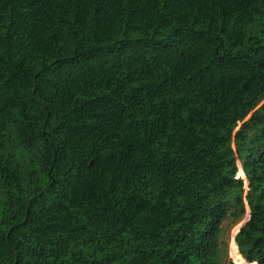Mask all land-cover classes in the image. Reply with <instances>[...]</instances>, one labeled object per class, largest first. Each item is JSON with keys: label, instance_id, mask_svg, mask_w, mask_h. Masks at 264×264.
I'll use <instances>...</instances> for the list:
<instances>
[{"label": "trees", "instance_id": "1", "mask_svg": "<svg viewBox=\"0 0 264 264\" xmlns=\"http://www.w3.org/2000/svg\"><path fill=\"white\" fill-rule=\"evenodd\" d=\"M246 207L264 264V0H0V264H225Z\"/></svg>", "mask_w": 264, "mask_h": 264}, {"label": "rangeland", "instance_id": "2", "mask_svg": "<svg viewBox=\"0 0 264 264\" xmlns=\"http://www.w3.org/2000/svg\"><path fill=\"white\" fill-rule=\"evenodd\" d=\"M239 164V162H238ZM240 165V164H239ZM245 176V175H244ZM241 178V177H240ZM243 179V178H242ZM244 180V179H243ZM247 181L246 178L244 180V187L246 188ZM246 205V204H245ZM249 217V210L246 207L244 214L242 215L241 219L235 221L233 217H228L221 226V232L219 235V251L220 256L225 264H228L229 262L233 264H237L234 259L232 258L231 254V248H232V239L235 234V231L237 228L241 227ZM238 228V230H239ZM238 232V231H237ZM236 232V233H237ZM236 236V234H235ZM235 240V237H234Z\"/></svg>", "mask_w": 264, "mask_h": 264}, {"label": "water", "instance_id": "3", "mask_svg": "<svg viewBox=\"0 0 264 264\" xmlns=\"http://www.w3.org/2000/svg\"><path fill=\"white\" fill-rule=\"evenodd\" d=\"M244 224H245V223H244ZM244 224H243V225H244ZM243 225H242V226H243ZM242 226H241V227H242ZM241 227H240V228H241ZM240 228H239L238 232L240 231ZM238 232H237V233H238ZM237 233H236V234H237Z\"/></svg>", "mask_w": 264, "mask_h": 264}]
</instances>
